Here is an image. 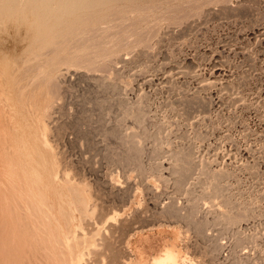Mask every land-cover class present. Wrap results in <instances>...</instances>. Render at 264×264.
<instances>
[{
    "label": "rangeland",
    "instance_id": "rangeland-1",
    "mask_svg": "<svg viewBox=\"0 0 264 264\" xmlns=\"http://www.w3.org/2000/svg\"><path fill=\"white\" fill-rule=\"evenodd\" d=\"M114 1L52 47L0 21V264H134L175 227L192 264H264V0ZM169 202L245 217L207 236Z\"/></svg>",
    "mask_w": 264,
    "mask_h": 264
},
{
    "label": "bare ground",
    "instance_id": "bare-ground-1",
    "mask_svg": "<svg viewBox=\"0 0 264 264\" xmlns=\"http://www.w3.org/2000/svg\"><path fill=\"white\" fill-rule=\"evenodd\" d=\"M110 1H114V0H0V21L2 20V19H4L2 22L3 23H1V25L2 24H4V21L6 20V19H8V21H9V19H11V20H13V18L14 19H16L15 20V23H16V21L18 22V20L19 21H21V20H24V19H26V23L25 22H22V23H25L28 27H30L29 29H32L34 32V34H30V35H35V38L34 39H36L35 41H37V42H41V44L42 45H48V43H49V41L48 40H51V43H53L52 41H54L53 40V38H55L54 36H56V37H61L62 35H68V34H65L66 32L68 33L72 28H73V30H75V28L74 27H68V28H71L70 30H68L67 29V27H66V25L65 24H67V23H70L71 21V19H73L72 17H75L74 15H76V14H78V13H83L84 14V16H85V13L84 12H86V14L87 13H89L90 11H94L96 8H98V7H101V6H103V5H108V3L110 4ZM116 1H118V0H116ZM128 2H129V0H127ZM132 1V0H131ZM135 1V0H134ZM134 1H132V3L133 4H131V2L130 3H128L129 5L131 4V5H134ZM137 1V0H136ZM115 2V1H114ZM120 2H121V0H120ZM112 3V2H111ZM122 3H124V1L122 2ZM121 3V4H122ZM136 3H138V2H136ZM154 3V2H153ZM112 4H114L113 6H115L116 4L115 3H112ZM112 4L111 5H109V6H111L112 7ZM126 4V3H125ZM105 5V6H106ZM124 5V4H123ZM130 5V6H131ZM146 5V4H145ZM109 6H107V8H110ZM119 6H121V5H119ZM125 6V5H124ZM136 6V5H135ZM137 7V6H136ZM146 7V6H145ZM152 7V6H151ZM150 7V8H151ZM106 8V7H105ZM120 9L122 8V7H119ZM126 8V7H125ZM125 8H122L121 10H124ZM127 8H128V6H127ZM127 8H126V10H127ZM135 8V7H134ZM142 8V7H141ZM144 8V7H143ZM116 9V8H115ZM132 9V8H131ZM137 9V8H136ZM151 9H153V8H151ZM105 10V9H104ZM119 10V9H118ZM138 10H140V9H138ZM141 10H143V9H141ZM140 10V11H141ZM156 10V9H155ZM89 11V12H88ZM97 13L99 12V10H95ZM101 11H103V10H101ZM100 11V12H101ZM116 11H117V9H116ZM146 11V10H145ZM148 11H150L149 10V8H148ZM113 12V11H112ZM115 12V11H114ZM120 12L121 11H119V13L118 14H120ZM126 13H127V11H125ZM129 12V11H128ZM137 12H139V11H137ZM142 12V11H141ZM147 12V11H146ZM103 13V12H102ZM116 13V12H115ZM151 13V12H150ZM94 14H95V12H94ZM93 14V15H94ZM101 14V13H100ZM106 15H108L109 17L111 16L110 15V13H105ZM111 14H113V13H111ZM122 14H125V13H123L122 12ZM87 15H89V14H87ZM86 15V17H88ZM105 15V16H106ZM126 15V14H125ZM147 15V14H146ZM76 16H83V15H76ZM83 16V17H84ZM95 16V15H94ZM99 16V18H100V15H98ZM128 16V15H127ZM79 17V18H80ZM83 17H81V18H83ZM104 17V16H103ZM147 17V16H146ZM71 18V19H70ZM79 18H77L78 20H79ZM102 18V17H101ZM105 18V17H104ZM119 18V17H118ZM124 18H126V17H124ZM85 19V18H84ZM87 19H89V17L88 18H86L84 21H86ZM110 19V18H109ZM10 20V21H11ZM76 20V19H75ZM92 20H94V19H92ZM100 20V19H99ZM105 20V19H104ZM107 20V19H106ZM7 21V20H6ZM7 21V22H8ZM70 21V22H69ZM83 21V20H82ZM89 21V20H88ZM95 21H98V18H97V20L95 19ZM102 21H103V18H102ZM101 21V22H102ZM13 22V21H12ZM77 22V20L74 22V21H72L70 24H69V26H71V24H74V26H76L75 25V23ZM79 22V21H78ZM87 22V21H86ZM99 22V21H98ZM14 23V24H15ZM21 23V22H20ZM21 23V24H22ZM97 23V22H96ZM5 24H6V22H5ZM12 24V23H11ZM16 24H18V23H16ZM76 24H79V23H76ZM80 24H81V22H80ZM83 24V23H82ZM7 25L9 26V24L7 23ZM25 25V26H26ZM60 25V26H59ZM63 25H65V27H66V29H67V31L65 30V31H63V28L64 27H62ZM84 25H87V24H84ZM83 25V26H84ZM88 25H90V23L88 22ZM96 25H98V24H95V26L94 27H96ZM4 26V25H3ZM18 26H20V24L18 25ZM26 26V28H27V30L29 31V29H28V27ZM58 27L59 28V30H58V28L57 29H55V30H57V31H55V32H52V31H50V28H52V27ZM77 26H80V25H77ZM14 27V26H13ZM17 27V26H16ZM24 27V26H23ZM49 27V28H48ZM60 27H62V28H60ZM82 27V26H81ZM80 27V28H81ZM86 27H89V28H87L86 30L87 31H89L90 30V32H88V34H90L92 31H94L93 30V26H91V29H90V26H86ZM6 28V27H5ZM4 27H3V29H5ZM25 28V27H24ZM46 28H48L47 30H45ZM83 28V30L82 31H84L85 32V30H84V27H82ZM98 28V27H97ZM15 29V28H14ZM62 29V30H61ZM77 29V28H76ZM89 29V30H88ZM135 29H137V28H135ZM6 30V29H5ZM31 30V31H32ZM61 30V31H60ZM73 30H71V31H73ZM80 31H81V29H79ZM78 29L76 30V31H79ZM15 31V30H14ZM30 31V32H31ZM79 31V32H80ZM86 31V32H87ZM25 32V31H24ZM29 32V33H30ZM115 32V31H114ZM119 32V31H118ZM70 33V32H69ZM74 33V32H73ZM72 33V34H73ZM83 33V32H82ZM97 32H95V33H91L90 35V37H93V34L95 35ZM28 34V33H27ZM57 34V35H56ZM77 34H81V32L80 33H76V35L75 36H77ZM112 34V33H111ZM63 36V39L62 38H59V39H62V40H64V39H67L66 38V36L64 37ZM69 36V35H68ZM73 36H74V34L72 35V38L71 39H73ZM79 36V35H78ZM77 36V37H78ZM82 36V35H81ZM99 36V35H98ZM101 36V35H100ZM70 37V36H69ZM76 37V38H77ZM85 37H87V36H85ZM89 37V36H88ZM90 37H89V39H90ZM95 37H97V36H95ZM121 37V36H120ZM140 37V36H139ZM20 38V37H19ZM75 38V37H74ZM81 38V39H80ZM2 39V38H1ZM70 39V40H71ZM93 39V40H92ZM92 39H90V40H92V41H94L95 39H94V37L92 38ZM79 40H83V38L82 37H79ZM78 39H77V41H79ZM85 40H87L86 38H85ZM112 40V39H111ZM144 40V39H143ZM56 41V40H55ZM57 41H58V39H57ZM65 41V40H64ZM64 41L63 42H59L58 41V43L59 44H64ZM68 41H69V39L67 40V42H65V43H68ZM73 41H75L74 39H73ZM77 41H75V42H77ZM92 41H87V42H91L92 43ZM70 42V41H69ZM86 42V41H85ZM84 42V44H86ZM95 42V41H94ZM101 42V41H100ZM4 43V42H3ZM2 43V44H3ZM50 43V44H51ZM79 43H82V41H79ZM40 44V45H41ZM56 44H57V42H56ZM55 44V45H56ZM99 44H101V43H99ZM41 45V46H42ZM52 45V44H51ZM51 45H48V46H51ZM65 45H67V44H65ZM87 45H90L89 43L88 44H86V46ZM95 45V44H94ZM102 45V44H101ZM54 46V45H53ZM96 46H98V45H96ZM96 46H94L95 48H96ZM107 45H105L104 47H106ZM52 47V46H51ZM63 47H64V45H63ZM63 47H62V49H63ZM79 47H82V46H79ZM85 46H83L82 47V49L84 48ZM90 47L92 48L93 46H91L90 45ZM44 48H47V46L46 47H44ZM55 49H57V48H59V46H56V47H54ZM86 48V47H85ZM90 48V49H91ZM102 49H104L103 47H101ZM109 48V47H108ZM79 49L80 48H78V51H79ZM82 49H80L81 51H82ZM87 49H88V47H87ZM86 49V50H87ZM93 49V48H92ZM96 49H98V48H96ZM100 49V48H99ZM113 49V48H112ZM6 50V49H5ZM58 51H61V49L59 48V49H57ZM57 50H55V52L57 51ZM65 50H67V49H65ZM85 50V51H86ZM64 51V50H63ZM69 51V50H68ZM89 51V50H88ZM95 51V50H94ZM99 51H102V50H99ZM99 51H97L96 50V52H97V54L99 53ZM109 51V50H108ZM91 52V50L88 52V54ZM104 52V51H103ZM63 53V52H62ZM73 53V52H72ZM79 53V52H78ZM84 53H86V52H82V54L80 53V55H82L83 56V54ZM60 54V53H59ZM75 54H76V51H75ZM87 54V53H86ZM106 54V53H105ZM71 55H73V54H71ZM92 55H95V54H92ZM91 54H90V56H92ZM99 55H101V53H99L98 54V56ZM64 56H66V55H64ZM74 56H76L77 57V55H74ZM74 56H71V57H74ZM81 56V57H82ZM55 57H57L56 55H55ZM55 57H52V58H55ZM59 58L60 57H62V59L64 60V58H66V57H64L63 58V56H58ZM69 57V56H68ZM70 57V58H71ZM78 57H79V55H78ZM78 57H77V59H78ZM86 57H88L89 58V56L87 55ZM69 58V61L68 62H70L72 59H70ZM84 58H85V56L84 57H82L81 59H80V57H79V59H80V63L82 62V60H84ZM90 58H92V57H90ZM15 59V58H14ZM21 59V58H20ZM58 59V58H57ZM79 59L78 60H76V61H73V62H71L70 63V66L72 65V63H74V62H78L79 61ZM93 59V58H92ZM62 60V61H63ZM86 60V59H85ZM85 60H84V62H85ZM96 60H97V58H96ZM51 61H53L54 62V60H51ZM60 61H61V59H60ZM60 61H57V63L58 62H60ZM61 61V62H62ZM92 61V60H91ZM91 61H89V64H90V62ZM53 62H50L49 64H51V63H53ZM66 62V60H64V63ZM67 62V63H68ZM84 62L83 63H81L82 65H85L84 64ZM88 62V61H87ZM79 63V62H78ZM56 64V63H55ZM63 64V62L61 63V64H59V65H62ZM88 63H87V65H89ZM51 65H53L54 66V64H51ZM51 65H49V67H48V69H46L45 71H46V73H48L50 70H49V68H56L57 66H55V67H51ZM64 65H66V63L64 64ZM78 65H80V64H78ZM92 65V64H91ZM2 67V66H1ZM68 67V66H67ZM45 68V67H44ZM60 67H58L56 70H58ZM53 69H51V71H50V74H51V72H55V69L53 70ZM93 69V68H92ZM105 69V68H104ZM53 70V71H52ZM44 71V72H45ZM53 72V73H54ZM58 72V71H57ZM43 74H45V73H43ZM20 75V74H19ZM46 75V74H45ZM44 75V76H45ZM55 75L56 74H54V77L53 78H55ZM48 76H49V74H48ZM52 76V75H51ZM51 76H49V77H51ZM48 77V78H49ZM25 79V78H24ZM46 79V78H45ZM52 79V77L50 78V81H52L51 80ZM66 79V78H65ZM54 80V79H53ZM61 80V79H60ZM100 80V79H99ZM18 82V81H17ZM49 83V82H48ZM50 84V83H49ZM58 84V83H57ZM56 84V85H57ZM103 84V83H102ZM52 85V84H51ZM50 85V86H51ZM68 85V84H67ZM71 86V85H70ZM100 86V85H99ZM49 87V86H48ZM53 87V86H52ZM59 88V87H58ZM54 89V88H53ZM44 90V89H43ZM62 90V89H61ZM47 95V94H46ZM0 96H2V95H0ZM30 96V95H29ZM50 96V95H49ZM48 99V98H47ZM49 100V99H48ZM106 100V99H105ZM43 102V101H42ZM45 102V101H44ZM31 103H32V101H31ZM49 105V104H48ZM104 105V104H103ZM44 106V105H43ZM47 107V106H46ZM46 107L44 108V109H46ZM130 108V107H129ZM43 110V109H42ZM105 111H106V109H104ZM130 111V110H129ZM127 112V111H126ZM131 112V111H130ZM144 113V112H143ZM142 116V115H141ZM104 117V116H103ZM102 117V118H103ZM139 119V118H138ZM47 126V125H46ZM46 128V127H45ZM45 128H43L44 130H45ZM66 128V127H65ZM47 129V128H46ZM106 131V130H105ZM44 132V131H43ZM7 134V133H6ZM110 134H111V132H110ZM9 135V134H8ZM120 135V134H119ZM47 136H48V134H47ZM134 136V135H133ZM135 142H137V141H135ZM46 143H48V142H46ZM120 143V142H119ZM132 143V142H131ZM129 144V143H128ZM134 144V143H133ZM137 144V143H136ZM7 145V144H6ZM47 145V144H46ZM49 146V145H48ZM128 146V145H127ZM109 147V146H108ZM52 148V147H51ZM123 148V147H122ZM137 148H139V147H137ZM6 149V148H5ZM111 149V148H110ZM135 149V148H134ZM135 150H137V149H135ZM143 152V151H142ZM189 152V151H188ZM188 152H186V153H188ZM190 152H192V151H190ZM8 153V152H7ZM182 153H184V152H182ZM3 154V153H2ZM123 154V153H122ZM180 155H182V154H180ZM186 155V154H185ZM190 155H193L192 153L191 154H188V158H192L193 156H191L190 157ZM7 156V155H6ZM138 156H140V155H138ZM184 156V155H183ZM126 157V156H125ZM180 157V156H179ZM185 157V156H184ZM113 158V157H112ZM183 158V157H182ZM186 158V157H185ZM184 158V159H185ZM120 159V158H119ZM180 160H182L181 159V157H180ZM188 160H190V159H188ZM10 161V160H9ZM53 161V160H52ZM190 161H193V160H190ZM188 162V161H186V163H187V165H189V163L191 164V162ZM118 162V161H117ZM177 162V161H176ZM5 163H7V162H5ZM17 163V162H16ZM126 163V162H125ZM128 163V162H127ZM12 164V163H11ZM192 166H190L189 168H192L194 165H195V162L193 163L192 162ZM51 165V164H50ZM54 165V164H53ZM135 165V164H134ZM161 165H163V164H161ZM187 167V166H186ZM185 168V167H184ZM188 168V167H187ZM12 169V168H11ZM35 171V170H34ZM149 171V170H148ZM23 172V171H22ZM183 171L181 170V173H182ZM185 172L186 173H188L189 172V169H184V172H183V174H184V176L186 175L185 174ZM218 173V172H217ZM21 174V173H20ZM23 174V173H22ZM34 174V173H33ZM183 174H181V176L183 175ZM25 175V174H24ZM188 175H189V173H188ZM214 175V174H213ZM222 175V174H221ZM180 176V177H181ZM216 176V175H215ZM214 176V177H215ZM218 177H219V175H217ZM217 176H216V178H217ZM14 177H16V176H14ZM25 178V177H24ZM167 178V177H166ZM181 178H183V177H181ZM184 178H186V177H184ZM188 178V177H187ZM186 178V179H187ZM9 179V178H8ZM186 179L184 180V179H181V180H184V181H186ZM160 180V179H159ZM178 180H180V178L178 179ZM180 180V181H181ZM2 181V180H1ZM72 182V181H71ZM113 182V181H112ZM111 182V183H112ZM176 182V181H175ZM183 181H181V183H182ZM180 183V182H179ZM184 183V182H183ZM27 184V183H26ZM37 184V183H36ZM127 184V183H126ZM181 185H183V184H181ZM66 186V185H65ZM44 187V186H43ZM124 187V186H123ZM217 187H219V185L217 186ZM21 188V187H20ZM128 188V187H127ZM35 189V188H34ZM37 189V188H36ZM59 189V188H58ZM220 190H221V188H219ZM44 190V189H43ZM117 190V189H116ZM188 190V189H187ZM27 191V190H26ZM61 191V190H60ZM21 192V191H20ZM32 192V191H31ZM188 192V191H187ZM33 193V192H32ZM74 193V192H73ZM4 194V193H3ZM27 194V193H26ZM46 194V193H45ZM19 196V195H18ZM202 197V196H201ZM36 199V198H35ZM20 200V199H19ZM33 200V199H32ZM7 201V200H6ZM23 201H24V199H23ZM31 201V200H30ZM229 202V201H228ZM193 203V204H192ZM192 203H190L191 205L190 206H188L189 208L187 209V206H185V207H183V206H181V205H178V203H176V202H169L168 204H165V205H163L162 204V209H161V212L162 213H164V212H166L165 214H167V213H170V214H172V216L174 215L175 217H180V218H183L184 219V217H185V219L187 220V218L189 219V218H194V219H198L197 221H195L194 223L196 224V227L195 228H197L198 226H199V230H201L202 232H201V234L203 233V230H205V234H207V230L208 229H210V227H208V226H210V223H212V222H217L218 220H221V219H223L224 218V220H226L227 221V223H230V224H232V225H237V224H240L242 221V218H244L245 217V214H236V213H233V212H231V213H221L222 211H219V212H217V214L214 216V221H210V220H208V218H206L205 220H208V221H204V220H201L202 219V217H203V215H202V213L204 212V204L205 203H203V202H201V203H197V202H192ZM27 204V203H26ZM208 204V203H207ZM155 205V204H154ZM158 205V204H157ZM160 206V205H159ZM6 207V206H5ZM50 209V208H49ZM184 209H186L185 211L186 212H183V210ZM207 209V208H206ZM17 210V209H16ZM25 210V209H24ZM188 210V211H187ZM38 212V211H37ZM61 212V211H60ZM40 213V212H39ZM160 213V212H159ZM211 214V213H210ZM5 215V214H4ZM27 215V214H26ZM44 215V214H43ZM68 215V214H67ZM187 215H188V217H187ZM191 215H192V217H191ZM207 215V214H206ZM190 216V217H189ZM201 218H200V217ZM55 217H56V215H55ZM169 217V216H168ZM169 218H171V215H170V217ZM192 218V219H193ZM199 218H200V220H199ZM8 219V218H7ZM43 218H41V220H42ZM56 219V218H55ZM63 219V218H62ZM67 219V218H66ZM160 219V218H159ZM204 219V218H203ZM69 220V219H68ZM178 220V219H177ZM182 220V219H181ZM66 221V220H65ZM158 221V220H157ZM170 221H172V220H170ZM46 222V221H45ZM177 222V221H176ZM197 222V223H196ZM199 222V223H198ZM245 222V221H244ZM184 223H185V221H184ZM187 223V222H186ZM220 223V222H219ZM107 224V223H106ZM193 224V223H192ZM190 225V224H189ZM205 225V226H204ZM10 226V225H9ZM65 226V225H64ZM161 226H163V225H161ZM161 226H160V228H161ZM36 227V226H35ZM136 227V226H135ZM148 227V226H147ZM169 228L171 227V226H168ZM190 227V226H189ZM194 227V226H193ZM206 227V228H205ZM233 227V226H232ZM43 228V227H42ZM58 228V227H57ZM151 228V227H150ZM172 228H174V227H172ZM47 229V228H46ZM153 229V228H152ZM171 229V228H170ZM169 229V230H170ZM163 230V229H162ZM173 231V233H172V235H173V241L169 244L168 243V245L164 248V250L162 251V253H160L159 255H157V256H155L152 260H149V258L146 256V255H144L143 253H142V251L140 250V249H138L137 250V247L136 248H134L135 249V251H136V254H137V256H136V258H135V260H134V264H189L190 262H191V264H192V258H190L185 252H184V250H183V247H180V241L181 240H183V236H182V234H183V232L179 229V228H174V229H172ZM141 231V230H140ZM171 231V230H170ZM43 232V231H42ZM51 232V231H50ZM71 232V231H70ZM137 232V231H136ZM162 232V231H161ZM196 232V231H195ZM197 232H199V231H197ZM139 233V232H138ZM159 233H160V231H159ZM209 233V232H208ZM13 234V233H12ZM48 234V233H47ZM200 234V233H199ZM58 235V234H57ZM132 235H134V234H132ZM211 235V234H210ZM50 236V235H49ZM137 236V235H136ZM143 236V234H139L138 235V237H139V239H141V237ZM207 236H208V234H207ZM143 237H146V239H147V236H143ZM201 237H203V235L201 236ZM13 238V237H12ZM57 238V237H56ZM61 238V237H60ZM68 238V237H67ZM185 238V237H184ZM215 238V237H214ZM31 239V238H30ZM64 239V238H63ZM137 239V238H136ZM216 239V238H215ZM44 240V239H43ZM52 240V239H51ZM138 240V239H137ZM41 241V240H40ZM135 242V241H134ZM142 242V241H141ZM187 242V241H186ZM218 242V241H217ZM128 243V242H127ZM144 243V242H143ZM214 243V242H213ZM138 244V243H137ZM187 244V243H186ZM53 245V244H52ZM129 245H131V247H132V244L130 243ZM129 245L127 246V248L129 247ZM134 245V244H133ZM139 246H141V243L140 244H138ZM137 246V245H136ZM213 246V245H212ZM217 246H219V245H215L214 246V248H216ZM221 247H222V245H220ZM227 246V245H226ZM209 247H210V245H209ZM140 248V247H139ZM219 248V247H218ZM132 249V248H131ZM130 249V250H131ZM219 249H221V248H219ZM129 250V249H128ZM129 250V251H130ZM217 250V249H216ZM134 252V251H133ZM235 252H237V251H235ZM10 253V252H9ZM131 253H132V251H131ZM187 253H188V251H187ZM220 253V252H219ZM218 253V254H219ZM20 254V253H19ZM135 254V253H134ZM220 255V254H219ZM218 258H219V256H218ZM130 259V258H129ZM212 260V259H211ZM131 261V260H130ZM123 262V261H122ZM126 262V261H125ZM194 262V261H193ZM221 262V261H220ZM127 263V262H126ZM133 263V262H132ZM131 263V264H132ZM195 263V262H194ZM196 264V263H195Z\"/></svg>",
    "mask_w": 264,
    "mask_h": 264
}]
</instances>
